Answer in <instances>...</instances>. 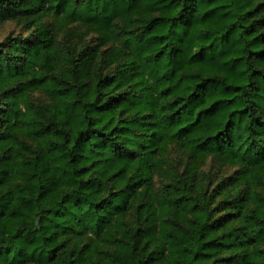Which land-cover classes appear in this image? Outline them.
<instances>
[{
	"label": "trees",
	"instance_id": "1",
	"mask_svg": "<svg viewBox=\"0 0 264 264\" xmlns=\"http://www.w3.org/2000/svg\"><path fill=\"white\" fill-rule=\"evenodd\" d=\"M6 21L0 264H264V0H0Z\"/></svg>",
	"mask_w": 264,
	"mask_h": 264
},
{
	"label": "rangeland",
	"instance_id": "2",
	"mask_svg": "<svg viewBox=\"0 0 264 264\" xmlns=\"http://www.w3.org/2000/svg\"><path fill=\"white\" fill-rule=\"evenodd\" d=\"M15 25L12 21H6L0 23V40L9 34L13 29H15ZM233 171L231 168H226L225 166L220 168V172L228 173Z\"/></svg>",
	"mask_w": 264,
	"mask_h": 264
}]
</instances>
